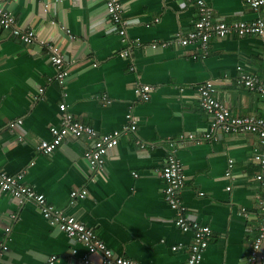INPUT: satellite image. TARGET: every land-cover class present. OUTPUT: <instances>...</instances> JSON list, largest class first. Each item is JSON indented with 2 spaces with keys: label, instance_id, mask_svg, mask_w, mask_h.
Segmentation results:
<instances>
[{
  "label": "crops",
  "instance_id": "0c3cea01",
  "mask_svg": "<svg viewBox=\"0 0 264 264\" xmlns=\"http://www.w3.org/2000/svg\"><path fill=\"white\" fill-rule=\"evenodd\" d=\"M119 1L122 17L130 21L125 37L108 18L107 0H0L19 26L56 43L69 67L62 87L42 45L26 44L0 27V170L23 174L50 205L85 223L115 254L140 264H186L193 234L175 224L177 210L165 199L160 175L168 141L208 128L210 118L197 97V85L208 80L232 114L264 118V96L237 83L243 73L264 80V37H215L206 53L198 45L153 48L195 29V1ZM204 1L215 21L264 15V7L256 12L244 0ZM126 49L128 58L121 56ZM138 83L156 86L149 100L136 93ZM63 102L100 134L122 130L129 113L137 129L123 133L104 167L91 173L84 160L86 138L68 137L50 155L35 149L60 125ZM18 119L22 123L12 128ZM176 149L186 177V213L212 230L201 264H250L261 227L258 136L223 134L214 142H177ZM83 188L88 195L72 204V190ZM1 240L9 250L0 264H50L52 256L51 264H103L99 254L51 225L34 203L19 205L0 192Z\"/></svg>",
  "mask_w": 264,
  "mask_h": 264
},
{
  "label": "built area",
  "instance_id": "2783aa9c",
  "mask_svg": "<svg viewBox=\"0 0 264 264\" xmlns=\"http://www.w3.org/2000/svg\"><path fill=\"white\" fill-rule=\"evenodd\" d=\"M197 6L195 29L190 30L186 35H176L174 40L158 41L152 44L153 48L168 47L172 43L184 47L188 45H198L204 52L211 43L212 38H224L231 35L262 36L264 37V15L256 16L249 21H235L226 23L215 21L213 11L204 0H194ZM254 11L259 12L264 7V0H244ZM106 12L111 22L119 28V33L126 36V29L130 21L122 17V4L119 0H107ZM158 20V19H157ZM0 27L8 30L11 35L18 37L26 44L38 43L48 52L50 60L56 69V80L60 86H65L68 70V61L62 54L59 46L49 40H41L36 31L21 27L17 24L14 16L0 7ZM122 57L128 58V49L121 53ZM134 70V67L131 68ZM237 83L246 87L252 92H257L264 96V80L252 73H243L237 78ZM156 90V86L145 83H138L135 91L141 100H149L150 95ZM44 88L39 89V95L43 96ZM39 97V96H38ZM197 97L201 109L209 116L208 128L198 132H187L180 134L176 140L168 141L169 152L165 163L160 170V175L165 181L164 196L167 203L177 210L175 224L183 232H192V242L188 247V257L186 264H201L203 254L208 248L212 230L208 225H203L193 221L186 213V207L182 203L181 194L185 188L186 177L184 168L177 157V142H191L200 144L203 142L217 141L223 134H235L240 132L255 133L262 147L260 153L255 154L254 160L260 165V171L256 175V180L262 188L261 198V227L260 234L253 242L250 255V264H264V118L260 116H236L232 114L229 107L219 99L217 88L211 80L204 81L197 85ZM61 122L58 126L50 128L51 139H42L35 143V149L43 155H50L68 137L86 138L89 142L84 153V160L91 173L97 172L104 167L107 154L118 145L123 133L136 131L137 121L132 114H127L128 123L122 130H115L111 133L100 134L94 127L86 125L76 118L68 109L66 103L59 104ZM22 123L21 119L11 122L10 126L15 128ZM22 141V137L19 138ZM140 143V142H138ZM144 146L143 143H140ZM232 162L226 171V175H231ZM23 174H8L0 170V192L8 193L15 198L19 205L32 202L40 210L42 216L54 226H57L69 238L82 242L90 254L97 253L101 256L103 264H140L137 260L115 254L101 240L98 235L75 216L50 205L44 194L38 193L32 186L23 181ZM227 189H230L228 187ZM203 194V193H201ZM88 195L87 189H74L70 193L71 203L77 199H83ZM15 218V215H11ZM10 226L6 227V232H10ZM7 240L0 241V259L9 250ZM174 246L173 249H177ZM75 252V251H73ZM56 256H52L49 263H53ZM88 262V259H85Z\"/></svg>",
  "mask_w": 264,
  "mask_h": 264
}]
</instances>
